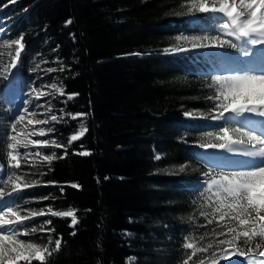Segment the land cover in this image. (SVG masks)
<instances>
[{
  "label": "trees",
  "instance_id": "trees-1",
  "mask_svg": "<svg viewBox=\"0 0 264 264\" xmlns=\"http://www.w3.org/2000/svg\"><path fill=\"white\" fill-rule=\"evenodd\" d=\"M189 2L0 0V29L7 26L6 38L0 37V60L4 57L8 67L14 59L12 40L23 36L26 48L13 80L14 94L52 84L64 87V95L56 90L49 94H55L52 110L63 117L50 124L55 128L50 136L61 144L78 129V119L68 114L87 113L83 119L88 131L72 143L64 159L47 165L41 163L43 156L30 158L36 161L33 167L22 161L20 172L29 173L25 179L41 184L23 193L31 201L27 206L77 213L74 228L71 218H36L51 219L52 239L63 238L49 264H127L130 256L136 264L208 263L229 246L218 243L231 239L221 235L228 228L250 230L229 216L220 220L228 209L216 212L215 189L201 187L210 167L200 159V144L210 142L203 137L216 130V122L184 113H208L214 107L208 98L216 95L218 85L197 65L206 67L203 51H164L190 45L177 37L199 35L218 20L188 14ZM69 19L73 22L65 26ZM61 67L65 71H59ZM6 68H0V138L12 124L13 106L4 91ZM48 68L57 71L49 73ZM70 94L78 95L64 101ZM6 152V147L0 149V164H6ZM53 152L59 157L64 150L49 145L44 154ZM80 152L90 155L76 154ZM156 155L162 159L156 160ZM49 181L62 186L63 193ZM73 183L80 187L72 188ZM44 196L51 199H39ZM40 236L45 239L47 233L31 239L43 244ZM187 243L193 248L186 249ZM233 246L257 254L264 249V237H252L247 246L241 239Z\"/></svg>",
  "mask_w": 264,
  "mask_h": 264
},
{
  "label": "snow or ice",
  "instance_id": "snow-or-ice-1",
  "mask_svg": "<svg viewBox=\"0 0 264 264\" xmlns=\"http://www.w3.org/2000/svg\"><path fill=\"white\" fill-rule=\"evenodd\" d=\"M11 2L15 3L16 0H11ZM187 13L201 14L202 18L203 16H219L222 22L216 28V34L178 36V40L190 41V48H166L164 50L166 54L178 55L194 50L233 49L234 52L224 51L223 55L245 66V70L212 76L213 84H217L218 87L216 95L208 98L214 104L208 113L185 112L184 115L188 117L198 115L199 118L216 122L212 124V127L217 130L206 133L210 142L201 143V148L222 150L234 156L247 158L235 161L243 165L240 169L222 170L213 174V169L210 168L208 172L203 173L204 183L201 184V187L206 186L208 191L215 189V195L219 198L216 212L220 213L222 208L228 209L227 212L221 214L220 220L229 216L238 221L239 226L250 228L242 232L228 228L227 232L221 235L230 236L231 239H220L219 245H235L238 240L242 239L247 246L252 237H257V239L264 237V55H262L264 54V0H190ZM72 22L69 19L65 22V26ZM3 35H7V31L0 29V36ZM22 41L23 36L11 41V44L16 46V58L12 59L10 68H6L5 71L11 72L18 68L17 59L22 58L26 51ZM238 53H242V56ZM248 66L256 70H248ZM47 71L53 73L57 69L48 68ZM59 71L63 72L65 69L61 67ZM49 87L64 95V87H57L56 84ZM32 91L37 100L50 94L44 91L37 92L36 89ZM75 95L78 94L68 95L67 101H71ZM36 107H43V105ZM50 111L52 109L47 110V112ZM25 114L36 115L35 112H29L27 108L24 113L13 114L10 120L14 122L10 129L5 130L4 138H0V149L5 147L7 149L6 164H0V264H18V262L32 264L33 259L38 264H49L51 257L60 251L63 238L59 236L55 240L52 239V233L55 232V229L51 227L52 220L46 219L40 222L36 218L46 216L71 218L70 226L73 228L79 223L74 210L57 211L51 206L47 209L33 210L27 207L31 201L24 199L23 193L41 184L39 181H27L25 177L29 173L20 172L22 161L27 167L35 166L36 161L30 159L33 153L28 151L21 153L19 149L21 147L28 149L30 145L45 147L51 145L57 149H63L64 153L59 157L55 152L51 155H43L41 163L50 165L57 158L64 159L68 155V148L73 142L80 140L88 129L81 123L79 130L67 139V144H61L56 139H30L29 135L34 136L35 132L15 133L16 127L23 125L27 129L29 126H39V136L44 137L55 132L53 127H47L45 131V127L62 120L63 117L51 115L50 119H28L25 123ZM68 115L71 120H77L85 118L87 113ZM76 154L90 155L89 152ZM155 159L161 160L162 157L156 155ZM31 174L46 175V173ZM181 179L184 178L181 177ZM47 183L59 187L60 192L63 193L64 188L57 182ZM5 186H8L10 190H7ZM70 186L76 189L80 187L75 183ZM39 199L49 200L51 197L44 196ZM226 201H231V203H226ZM201 215L205 214L201 213ZM33 222L39 223V228ZM256 225H259V228ZM38 233H47V244L41 245L33 242L31 237H36ZM72 235H75V232ZM53 244L54 247H50ZM184 247L192 249L193 245L187 243ZM211 247L209 245V248ZM248 250L252 251L251 248ZM203 251L207 252L208 249ZM232 251H236L235 247ZM245 255L244 251H240L236 259ZM257 255L264 257V251H258ZM236 259H228L224 261V264H236ZM184 264H188V261ZM201 264H205V261H201ZM239 264H244V262L241 260ZM258 264H264V259H259Z\"/></svg>",
  "mask_w": 264,
  "mask_h": 264
},
{
  "label": "rangeland",
  "instance_id": "rangeland-1",
  "mask_svg": "<svg viewBox=\"0 0 264 264\" xmlns=\"http://www.w3.org/2000/svg\"><path fill=\"white\" fill-rule=\"evenodd\" d=\"M217 17H218V20L216 22H213L212 29L208 28L205 31H203L202 33H200L199 35L216 34V28L218 27L219 23L222 22V18L219 17V16H217ZM190 19L193 22L196 21V19L193 18V17H191ZM6 27L7 26L4 25V27H2L1 29L6 30ZM0 37L4 40V38H6V35L0 36ZM6 42L7 43H5V42L3 43L4 44L3 46H6V48H4L5 52H6V50H8L7 45H9L8 41H6ZM182 47L183 48H190V45H183ZM202 51H203V54H204V56L206 58V61H205L206 67H205V65L203 63H197L201 73H206V74H210L211 76H214V75H227V74H230V73H234L236 71L245 70V66L244 65H241L238 62L230 59L229 57H227L225 55H223L224 51L233 52L230 49H227V50H202ZM238 55L242 56V53H238ZM14 58H15V56H14ZM4 60H5L4 57H2L1 60H0V68L1 69L7 67V64L4 62ZM10 65H11V63H9V66L7 68H10ZM18 65H19V63H18ZM204 68L206 70H204ZM16 70H17V73H19V71H20L19 67L16 68ZM248 70H256V69L252 68V66H248ZM11 72L7 71V78L10 77ZM44 75H45V73L39 75V77L42 78V76H44ZM12 80H10L9 82L7 81V85H6V88L4 90L8 100L10 102V104L13 106L12 115L16 114V113H24L25 108H27L29 112H35L36 115H27V114H25V123H26V121L28 119L45 120V119H50L51 115H56V113L53 110L50 111V112H47L48 109H53V106H51V104L54 101V98H55L54 95L55 94L54 95L51 94V95L44 96V97L40 98V99H44V100H40V99L37 100V99H35V96H34L33 91H32L33 89H36L37 92L44 91V92H47V93H51V92L55 93V89H53L51 91L52 88H49V87H47V85H45V86H42V87H31V88H28L27 90L20 91L19 93L14 94V93L17 92L16 91L17 89L14 87L13 82H11ZM64 101H67V97H66V99H64ZM37 105H43V107H36ZM46 112H47V115H45ZM13 122L14 121H12V123ZM81 123L86 127L84 119L83 118L82 119H78V129H77V131L79 130V126H80ZM233 124H234V121H233ZM47 127H50V125L45 127V131H47ZM25 131H27L28 133H32V132L36 133V135H34V136L33 135H29L30 139H37V138H40V139H52L50 135H46L44 137H40L39 136V126H35V127L29 126L27 129H25L23 125H18L16 127V129H15V133L23 134ZM15 133H11V134H15ZM203 138H207L208 140H210V138H208L206 135ZM204 150L205 149L203 148L201 150V152H199L200 159L203 160L204 163H206L208 167L213 169V174H217L221 170H233V169H240V168L243 167V165H240V166H237V167H229V166H223V165H218L217 166V165L214 164V162L211 161L210 154L208 152L204 153L203 152ZM19 151L21 153H24L25 151L33 153V155L30 158H41L43 155H45L44 152H46V147L45 146H33V145H30L28 149H24V148L21 147L19 149ZM216 151H219V150H216ZM37 152L39 153V155H35V153H37ZM226 154H227L226 152H223L222 150H220V154L219 155L221 157V161L223 160L226 164L227 163L236 164L234 159L233 160L231 159L233 157L237 158L239 160L247 159V158L240 157V156H234L231 153H228L227 155ZM223 155H224V158H222ZM228 157L229 158L231 157V158L229 159ZM219 161H217V162H219ZM202 183H204V180L201 181V184ZM35 206L36 205L33 204L32 207H30V206H27V207H29V208H31L33 210H36V209L33 208ZM123 233L126 236L132 235L131 231H124ZM39 238L42 239L43 237L40 236ZM42 241H43V244H41V245L47 244V239L46 238L45 239L43 238ZM50 247H52V245ZM233 247H234L233 245L227 246L225 248L223 254L218 259H215V262L216 263L220 262V263L224 264V261H226L228 259H236L237 255H238V253L240 251L238 249H236V248H235L236 251H232ZM226 250H227V252H226ZM225 257H227V258H225ZM253 259L254 260L256 259V260L254 262H249V261H253ZM259 259H264V257H259L258 255H251L250 256L249 254H246L245 256H241L238 259H236V264H239V261H241V260L244 262V264H258ZM210 263H213V261H210V262L205 263V264H210ZM18 264H22V262H18ZM127 264H136V259L133 256H130L127 259Z\"/></svg>",
  "mask_w": 264,
  "mask_h": 264
},
{
  "label": "bare ground",
  "instance_id": "bare-ground-1",
  "mask_svg": "<svg viewBox=\"0 0 264 264\" xmlns=\"http://www.w3.org/2000/svg\"><path fill=\"white\" fill-rule=\"evenodd\" d=\"M262 55H264V54H262ZM16 58V57H15ZM17 63H18V59H17ZM19 67V66H18ZM14 73V74H13ZM18 75V73H17V70L16 69H13L12 70V72H11V74H10V80H12V79H14L16 76ZM204 153H206V152H208L209 154H210V157H211V161L212 162H214V164L215 165H223V166H229V167H237V166H240L241 164H238V163H236V164H230V163H225L223 160L221 161V157H220V150L219 151H216L215 149H205L204 151H203ZM228 154V153H227ZM226 154V155H227ZM230 155V154H229ZM231 156V155H230ZM206 157V156H205ZM222 158H224V155L222 156ZM229 158V157H228ZM231 158V157H230ZM229 158V159H230ZM232 160L234 159V161H236V160H239V159H237V158H231ZM220 160V161H219ZM217 161H219V162H217ZM226 252H227V250H226ZM237 255V254H236ZM226 256V255H225ZM241 257V256H240ZM225 258H227V257H225ZM254 258V257H253ZM226 260V259H225ZM251 260V259H250ZM256 260V259H255ZM254 259H253V261H249V262H254L255 261ZM210 264H213V263H210ZM215 264H223V263H220V262H215Z\"/></svg>",
  "mask_w": 264,
  "mask_h": 264
},
{
  "label": "water",
  "instance_id": "water-1",
  "mask_svg": "<svg viewBox=\"0 0 264 264\" xmlns=\"http://www.w3.org/2000/svg\"><path fill=\"white\" fill-rule=\"evenodd\" d=\"M18 63H19V59H18Z\"/></svg>",
  "mask_w": 264,
  "mask_h": 264
}]
</instances>
